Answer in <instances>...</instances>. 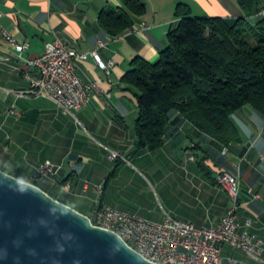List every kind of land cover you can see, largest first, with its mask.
Returning a JSON list of instances; mask_svg holds the SVG:
<instances>
[{
	"label": "crops",
	"instance_id": "obj_1",
	"mask_svg": "<svg viewBox=\"0 0 264 264\" xmlns=\"http://www.w3.org/2000/svg\"><path fill=\"white\" fill-rule=\"evenodd\" d=\"M143 1L146 14L134 17L132 29L115 38L101 25L100 15L122 11L121 0H0L1 24L29 44L19 58L0 39V169L39 185L91 219L105 205L158 223L170 215L198 228L215 227L233 208L229 193L216 181L219 174L232 173L241 185L237 221L245 228L251 220L249 230L264 238V118L248 124L235 114L239 140L225 144L175 114L164 147L139 150L137 97L122 82L136 58L158 61L178 21L179 4L188 5L194 17L236 18L244 15L238 0ZM56 40L80 53L97 50L106 64L115 62L110 73L92 57L79 63L82 80L98 83L100 92L75 116L48 98L16 95L31 89L25 73L35 71L29 61ZM113 153L120 157L111 159ZM45 163L61 167L56 177L39 176ZM222 254L264 264L230 245Z\"/></svg>",
	"mask_w": 264,
	"mask_h": 264
},
{
	"label": "trees",
	"instance_id": "obj_2",
	"mask_svg": "<svg viewBox=\"0 0 264 264\" xmlns=\"http://www.w3.org/2000/svg\"><path fill=\"white\" fill-rule=\"evenodd\" d=\"M121 1L122 11L100 15L115 38L147 12L143 0ZM238 4L244 15L236 18L194 17L188 5L179 4L178 21L158 61L138 57L132 62L122 82L136 93L139 150L162 149L175 114L225 144L239 140L233 117L245 106L264 118V0ZM117 173L118 168L111 177Z\"/></svg>",
	"mask_w": 264,
	"mask_h": 264
},
{
	"label": "built area",
	"instance_id": "obj_3",
	"mask_svg": "<svg viewBox=\"0 0 264 264\" xmlns=\"http://www.w3.org/2000/svg\"><path fill=\"white\" fill-rule=\"evenodd\" d=\"M0 39L10 45L19 58L29 49L28 43L18 41L1 22ZM90 57L108 73L115 66L114 61L108 64L102 62L97 50L80 53L60 40L48 42L43 54L29 61V66L35 71L34 74L25 73L31 89L16 95L48 98L65 114L75 116L90 104L93 93L100 92L98 83H85L79 75V63ZM11 113L19 114L15 109ZM226 153L227 149L223 151V154ZM119 157L118 153L111 155L114 160ZM60 168L45 163L39 166L38 173L41 177L53 178L58 175ZM216 178H220V186L229 193L233 208L215 227L198 228L170 215L164 222L158 223L105 205L98 207L92 222L98 227L114 231L130 247L137 248V252L145 259L156 264H246L233 258L225 259L222 254L224 245H230L246 255L247 250H257L259 259H264V238L249 230L252 221L248 220L245 228L237 221L241 191L238 176L225 172ZM70 188L69 184L65 185V189ZM98 189L103 192V187ZM254 198L259 199V196L254 195ZM255 261L259 263V260Z\"/></svg>",
	"mask_w": 264,
	"mask_h": 264
},
{
	"label": "water",
	"instance_id": "obj_4",
	"mask_svg": "<svg viewBox=\"0 0 264 264\" xmlns=\"http://www.w3.org/2000/svg\"><path fill=\"white\" fill-rule=\"evenodd\" d=\"M0 264H156L114 231L0 169Z\"/></svg>",
	"mask_w": 264,
	"mask_h": 264
},
{
	"label": "rangeland",
	"instance_id": "obj_5",
	"mask_svg": "<svg viewBox=\"0 0 264 264\" xmlns=\"http://www.w3.org/2000/svg\"><path fill=\"white\" fill-rule=\"evenodd\" d=\"M249 113L252 114L253 117L249 116ZM235 117H236L235 119L245 121L248 124H250L249 120H252L254 123H257L256 120L258 118H256V117H259L260 119H262V116L260 114H258L251 106H245L240 112H238L236 114ZM259 145H261V144H259Z\"/></svg>",
	"mask_w": 264,
	"mask_h": 264
},
{
	"label": "bare ground",
	"instance_id": "obj_6",
	"mask_svg": "<svg viewBox=\"0 0 264 264\" xmlns=\"http://www.w3.org/2000/svg\"><path fill=\"white\" fill-rule=\"evenodd\" d=\"M216 181H217V183L220 185V178H216ZM135 251H137V248H133ZM247 253L250 255V256H252V257H254V258H256V259H258V260H261V259H259V253H258V251L257 250H247Z\"/></svg>",
	"mask_w": 264,
	"mask_h": 264
}]
</instances>
